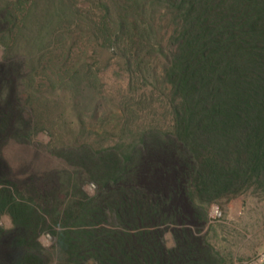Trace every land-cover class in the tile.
Listing matches in <instances>:
<instances>
[{
    "label": "trees",
    "instance_id": "trees-1",
    "mask_svg": "<svg viewBox=\"0 0 264 264\" xmlns=\"http://www.w3.org/2000/svg\"><path fill=\"white\" fill-rule=\"evenodd\" d=\"M25 4L0 6V264H223L200 236L208 207L264 189V0H96L88 57L101 45L138 75L161 59L169 124L127 145L76 141L57 150L60 167L18 178L6 148L33 144L31 51L65 9L84 15L66 0Z\"/></svg>",
    "mask_w": 264,
    "mask_h": 264
},
{
    "label": "rangeland",
    "instance_id": "rangeland-1",
    "mask_svg": "<svg viewBox=\"0 0 264 264\" xmlns=\"http://www.w3.org/2000/svg\"><path fill=\"white\" fill-rule=\"evenodd\" d=\"M5 1L0 0V6ZM66 1L68 5L75 4L73 11L80 9L79 15H84L77 20L65 9L63 15H57L61 16L59 19L54 18L51 25L43 28L42 47L31 51L33 65L29 74L35 82L27 93L31 97L29 108L36 114L33 144L10 143L6 148L7 163L18 178L60 167L62 159L57 150L76 141L96 149L115 142L127 145L140 131L151 127L165 129L170 121L167 89L155 74L162 60L148 64L146 58L142 65L146 73L138 75L123 66L118 52L109 53L101 45L95 48L94 56L88 57L92 45L87 31L92 24L85 10L96 0ZM26 2L22 0V4ZM21 8L22 5L13 7V12L18 13ZM91 11L92 19H98L99 11L95 7ZM2 53L0 46V56ZM150 67L155 69L150 71ZM79 81L83 84L77 87ZM82 189L92 197L97 187L87 181ZM212 206L218 208L220 215L211 216ZM0 225L9 227V218L3 216ZM200 236L221 256L223 264H249L264 252V189L252 184L229 201L211 204ZM38 241L52 252V235L41 233ZM48 264H55L52 257Z\"/></svg>",
    "mask_w": 264,
    "mask_h": 264
},
{
    "label": "built area",
    "instance_id": "built-area-1",
    "mask_svg": "<svg viewBox=\"0 0 264 264\" xmlns=\"http://www.w3.org/2000/svg\"><path fill=\"white\" fill-rule=\"evenodd\" d=\"M220 215L219 210L217 207L212 206L211 207V216L216 217ZM264 263V252L259 254L253 261H251L249 264H263Z\"/></svg>",
    "mask_w": 264,
    "mask_h": 264
}]
</instances>
